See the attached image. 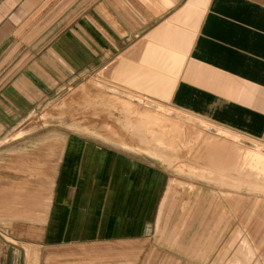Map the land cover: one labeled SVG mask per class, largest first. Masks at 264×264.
<instances>
[{"label":"rangeland","instance_id":"374dc122","mask_svg":"<svg viewBox=\"0 0 264 264\" xmlns=\"http://www.w3.org/2000/svg\"><path fill=\"white\" fill-rule=\"evenodd\" d=\"M17 3L0 0V252L18 264H264V140L178 121L156 83L125 80L116 0Z\"/></svg>","mask_w":264,"mask_h":264},{"label":"crops","instance_id":"0c3cea01","mask_svg":"<svg viewBox=\"0 0 264 264\" xmlns=\"http://www.w3.org/2000/svg\"><path fill=\"white\" fill-rule=\"evenodd\" d=\"M120 1L116 52L128 58L117 69L125 80L156 83L172 106L264 140V0H207L197 15L196 0H156V10L154 0L144 9ZM19 258L0 252V264Z\"/></svg>","mask_w":264,"mask_h":264},{"label":"bare ground","instance_id":"6f19581e","mask_svg":"<svg viewBox=\"0 0 264 264\" xmlns=\"http://www.w3.org/2000/svg\"><path fill=\"white\" fill-rule=\"evenodd\" d=\"M144 99V98H143ZM157 99V98H156ZM156 102V101H155ZM158 103V101H157ZM160 103V102H159ZM176 108V107H175ZM177 110H180V111H183L181 109H178L176 108ZM185 112V113H183ZM183 112H174L173 113V118L177 119L178 121H182V122H191L192 124L196 125V126H199V127H202L204 129H213L214 132H217V133H221L222 131L219 130L218 128L216 127H213V126H208V125H205L204 123H202V121H204L203 117L199 116V115H195V114H192V113H189L188 111H183ZM159 113V112H158ZM195 115V116H193ZM197 116V117H196ZM160 117V116H159ZM163 119V118H162ZM207 120V119H205ZM161 121V119H160ZM176 124V123H175ZM178 124V123H177ZM228 134V133H227ZM235 139H237V141L243 145H247V146H250L252 148H255L257 147V145H255L254 143L250 142V141H246V140H242V138H237L235 137ZM160 142L162 143V140H160ZM157 143V142H156ZM158 144V143H157ZM245 150L246 149H249V147H246L244 148ZM259 150L264 153V148H259Z\"/></svg>","mask_w":264,"mask_h":264},{"label":"water","instance_id":"95a60500","mask_svg":"<svg viewBox=\"0 0 264 264\" xmlns=\"http://www.w3.org/2000/svg\"><path fill=\"white\" fill-rule=\"evenodd\" d=\"M210 130H213V129H210Z\"/></svg>","mask_w":264,"mask_h":264}]
</instances>
